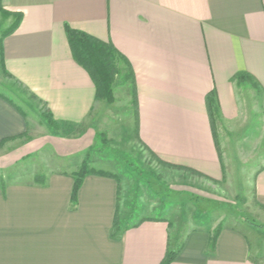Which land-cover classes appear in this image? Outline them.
I'll use <instances>...</instances> for the list:
<instances>
[{"label": "crops", "instance_id": "crops-1", "mask_svg": "<svg viewBox=\"0 0 264 264\" xmlns=\"http://www.w3.org/2000/svg\"><path fill=\"white\" fill-rule=\"evenodd\" d=\"M2 7L23 14L2 42L6 76L37 103L23 102L31 118L0 93V145L7 149L41 128L49 133L13 153L19 157L10 163L46 143L59 155L65 150L67 158H83L95 140L93 124L105 119L90 74L73 57L68 25L112 45L116 62L130 65L134 82L124 87L132 92L126 106L131 134L150 153L201 178L224 180L206 97L216 94L222 131L249 126L251 105L242 90L253 85L236 76H251L264 94V0H2ZM43 110L57 122L58 134ZM92 163L97 174L85 178L75 209L71 176L82 163L50 173L46 187L35 179L0 184V264H161L179 248L171 264H264V234L252 226H222L213 251L214 226L182 239L163 218L144 216L123 226V217L133 213L124 209L119 181L103 177L109 173ZM254 179L253 198L264 213V164Z\"/></svg>", "mask_w": 264, "mask_h": 264}, {"label": "rangeland", "instance_id": "rangeland-1", "mask_svg": "<svg viewBox=\"0 0 264 264\" xmlns=\"http://www.w3.org/2000/svg\"><path fill=\"white\" fill-rule=\"evenodd\" d=\"M12 22L13 19H3L0 14V45L1 37L12 26ZM109 73L114 102L109 104L103 98L99 99L106 106L99 114L106 110V116L102 123L93 124L95 140L83 158L81 154L67 158L65 150L59 155L46 143V146L41 144L38 147L39 151L19 162L10 163V158L16 156L13 153H18L25 144L28 146L35 138L49 134L41 128L33 137L27 136L7 149L0 147V184L5 183V180L6 184L31 183L36 178L46 181L55 170L62 168L66 172L73 171L74 163H83L89 157L97 169L115 175L119 181L124 209L133 213L132 217H129L130 213L127 215L129 218L123 217V226L131 225L144 216L163 218L170 223L172 234L180 235L181 239L188 231L213 226L216 229L227 225L252 226L255 230L256 225L264 229V213L253 198L254 178L259 167L264 164V94L261 90L251 85L248 91L247 88L242 90L251 105L248 116L252 121L245 131L240 127L232 134L226 129L222 131L217 120L214 122L224 164V180L218 183L164 164L131 134V108L126 106L132 92L126 91L124 87L130 81L129 71L125 65L122 67L118 61H114ZM0 93L14 99L33 117L32 111L23 102H37L6 76L1 66V54ZM42 113H46L45 110ZM58 129L50 130L57 133ZM70 133V130H65L63 134L69 137L73 134ZM227 134L230 135L228 139ZM98 136H104L107 141L100 142ZM60 146L63 147V143ZM256 230L264 234L263 230Z\"/></svg>", "mask_w": 264, "mask_h": 264}, {"label": "trees", "instance_id": "trees-1", "mask_svg": "<svg viewBox=\"0 0 264 264\" xmlns=\"http://www.w3.org/2000/svg\"><path fill=\"white\" fill-rule=\"evenodd\" d=\"M0 14L3 19L13 18L12 26L1 37V41L3 42L6 39V37L14 33L19 28L23 20V14L7 12L2 7V0H0ZM65 30L75 61L79 65L84 67L86 71L90 74V77L92 78V81L97 91L96 97L98 99L103 98L109 104H112L114 102V94L111 86L109 67L114 61H116L114 48L112 47V45L108 43H104L88 34L72 29L68 25H66ZM0 49L2 50V44L0 45ZM1 50H0L1 66L3 68L4 73L7 76H9V74L6 73L5 71ZM127 66L129 69L128 78L130 80L132 79L134 82V75L132 73V69L129 64H127ZM236 80L239 83L248 82L252 84L255 88H258V85L254 81V79L251 76H247L246 74L243 73L238 74L236 76ZM206 104H207L209 116L212 121V125H214L215 120H217L219 117V105L217 103L216 94L214 92H211L210 94L207 95ZM42 118L44 119L46 125L50 129L52 130L58 129V124L54 120L51 113L49 112L43 113ZM98 140L102 143L107 141V139L104 136L102 138L98 136ZM1 146H3V144H1L0 147ZM89 162H90V158L87 157L83 161L79 171L73 173L71 176L72 179L74 180V186L71 194V203H72V208L74 209L77 207L78 194L84 183L85 178L90 174H97L96 171L90 170ZM100 175H102L103 177L114 178V176L109 174L101 173ZM36 182L41 183L44 187H46L47 185L46 182L40 178H36ZM2 189L3 190L5 189L4 185L2 186ZM255 227L264 231L262 226L255 225ZM221 230H222L221 227L217 228L214 231V234L211 236V240H210L211 251L215 249ZM180 251L181 248H179L177 251L168 252L161 264H171L172 262H174Z\"/></svg>", "mask_w": 264, "mask_h": 264}]
</instances>
